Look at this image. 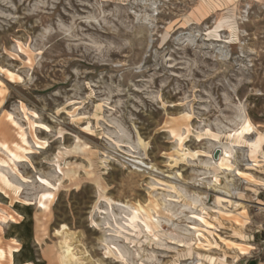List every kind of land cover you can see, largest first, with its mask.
Instances as JSON below:
<instances>
[{
    "label": "rangeland",
    "instance_id": "1",
    "mask_svg": "<svg viewBox=\"0 0 264 264\" xmlns=\"http://www.w3.org/2000/svg\"><path fill=\"white\" fill-rule=\"evenodd\" d=\"M25 207V264H264V0H0V264Z\"/></svg>",
    "mask_w": 264,
    "mask_h": 264
},
{
    "label": "trees",
    "instance_id": "2",
    "mask_svg": "<svg viewBox=\"0 0 264 264\" xmlns=\"http://www.w3.org/2000/svg\"><path fill=\"white\" fill-rule=\"evenodd\" d=\"M24 210L28 212L24 213L23 220L13 226L15 235L21 243L20 250L14 255V262L17 264L34 263V250L31 245L33 224L30 209L25 207Z\"/></svg>",
    "mask_w": 264,
    "mask_h": 264
},
{
    "label": "bare ground",
    "instance_id": "3",
    "mask_svg": "<svg viewBox=\"0 0 264 264\" xmlns=\"http://www.w3.org/2000/svg\"><path fill=\"white\" fill-rule=\"evenodd\" d=\"M250 129L249 125L247 124V121H244V127L243 131H248ZM57 235H65V236H71V232L68 231L67 227L62 225L59 230L56 231ZM61 248V247H60ZM2 255V253H1ZM61 260L63 264H78L79 260L73 256L72 249L70 246L63 241V246L61 249Z\"/></svg>",
    "mask_w": 264,
    "mask_h": 264
}]
</instances>
